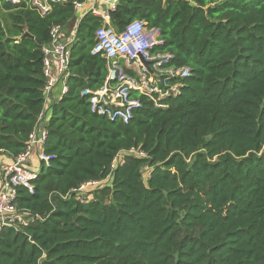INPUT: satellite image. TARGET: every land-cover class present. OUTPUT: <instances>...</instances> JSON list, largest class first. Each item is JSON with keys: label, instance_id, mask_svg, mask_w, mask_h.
<instances>
[{"label": "trees", "instance_id": "1", "mask_svg": "<svg viewBox=\"0 0 264 264\" xmlns=\"http://www.w3.org/2000/svg\"><path fill=\"white\" fill-rule=\"evenodd\" d=\"M86 1L42 16L0 0V154L21 153L44 112L51 27L76 28L68 92L45 123L53 158L33 193L17 189V208L41 219L0 230V264H264V0H120L117 32L145 21L163 40L152 54L191 70L165 109L133 92L128 124L80 96L107 76L92 54L102 21L74 9ZM87 182L100 184L78 192Z\"/></svg>", "mask_w": 264, "mask_h": 264}, {"label": "built area", "instance_id": "2", "mask_svg": "<svg viewBox=\"0 0 264 264\" xmlns=\"http://www.w3.org/2000/svg\"><path fill=\"white\" fill-rule=\"evenodd\" d=\"M13 5L20 0H5ZM66 0H30L32 7L45 16L52 8V3ZM120 0H93V4L85 13H91L102 23L94 33L92 54H99L106 60L107 76L103 85L95 90L85 89L80 96L88 100L91 113L107 118L109 121H121L128 124L133 112L142 107L141 101L132 93L149 97L154 107L167 108L165 99L176 97L182 88V79L190 76L189 67H172L170 53L152 54V51L163 44L160 30L148 28L143 20L128 23L117 32L110 23L111 13L115 12ZM101 4L102 8H97ZM83 3L75 2L74 9L80 10ZM84 16V15H83ZM82 16V17H83ZM80 17L78 21L82 19ZM49 43L42 48V73L45 78L44 101H46L57 85L60 86L57 101L68 92V65L71 48L76 41V28L68 35L60 25H53L49 32ZM140 57L149 62L153 71H148L140 61ZM126 70L134 72L131 77ZM45 103V102H44ZM44 111V110H43ZM45 111L39 115L38 125L28 135L25 149L9 164L0 165V230L12 228L15 231L30 226L40 220L39 215L17 208V189L25 188L33 193L34 181L38 178L42 165L48 167L53 158L46 153L49 135L41 123L44 122ZM132 152V151H130ZM36 154L38 167L32 169L31 157ZM113 160L111 168L117 164ZM100 182H87L78 188L83 192L88 186L99 185Z\"/></svg>", "mask_w": 264, "mask_h": 264}, {"label": "crops", "instance_id": "3", "mask_svg": "<svg viewBox=\"0 0 264 264\" xmlns=\"http://www.w3.org/2000/svg\"><path fill=\"white\" fill-rule=\"evenodd\" d=\"M93 4V0H87L83 7L79 10L80 13V17H82L89 9V7ZM97 8H102V5L99 4L97 5ZM79 17V18H80ZM132 72V71H131ZM134 73V72H133ZM58 86L57 85L54 89V92H52L51 96H49V98L45 101L44 103V111H45V114L46 112L50 109V105L52 103H56L57 101V98H58ZM44 118H45V115H44ZM12 158L9 157L8 155L6 154H0V165L1 164H9L11 162ZM38 161H37V157H36V154L34 153L31 157V168L34 169V168H37L38 167Z\"/></svg>", "mask_w": 264, "mask_h": 264}, {"label": "water", "instance_id": "4", "mask_svg": "<svg viewBox=\"0 0 264 264\" xmlns=\"http://www.w3.org/2000/svg\"><path fill=\"white\" fill-rule=\"evenodd\" d=\"M140 61L141 63L144 65V67L150 71L151 73H153V71L151 70V68L149 67V62L145 61L144 59H142V57H140ZM53 116V112H52V109L50 108L46 114H45V119H44V122H42L40 125L41 127H44L45 123H47L51 117Z\"/></svg>", "mask_w": 264, "mask_h": 264}, {"label": "rangeland", "instance_id": "5", "mask_svg": "<svg viewBox=\"0 0 264 264\" xmlns=\"http://www.w3.org/2000/svg\"><path fill=\"white\" fill-rule=\"evenodd\" d=\"M85 198H83V200H84Z\"/></svg>", "mask_w": 264, "mask_h": 264}]
</instances>
